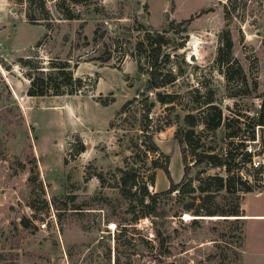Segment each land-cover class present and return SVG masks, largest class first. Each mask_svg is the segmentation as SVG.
I'll list each match as a JSON object with an SVG mask.
<instances>
[{
  "label": "rangeland",
  "instance_id": "obj_1",
  "mask_svg": "<svg viewBox=\"0 0 264 264\" xmlns=\"http://www.w3.org/2000/svg\"><path fill=\"white\" fill-rule=\"evenodd\" d=\"M45 5L50 18L29 22L25 0H0V264H115L116 223L127 225L132 238L118 264H160L142 238L153 236L150 220L140 219L132 229L118 189L119 168L130 166L139 168L153 192L169 187L168 168L174 182L185 183V198L173 193L169 202L183 205L195 197L205 214L170 217L171 254L164 264H264V129L256 128L255 140H247L251 160L238 175L233 172L232 192L214 190V180L200 182L201 166H190L184 176L175 137L184 114L200 113L209 100L222 117H240L248 134L249 117L264 97V0ZM148 32L166 39L164 71L176 80L156 91L171 95L172 102L157 101L152 91L147 100L140 95L147 51L136 43ZM60 64L81 81L73 93L27 94L31 76ZM133 96L137 100L122 112ZM150 100L155 103L149 117L160 127L153 141L168 158L137 147H144L139 120ZM211 134L202 132L207 142ZM215 136L226 142L223 127ZM192 160L188 153L187 165ZM216 174L225 171L210 168L200 177ZM247 184L249 191L243 190ZM233 208L239 219L228 215ZM193 218L202 220L192 224Z\"/></svg>",
  "mask_w": 264,
  "mask_h": 264
},
{
  "label": "trees",
  "instance_id": "obj_2",
  "mask_svg": "<svg viewBox=\"0 0 264 264\" xmlns=\"http://www.w3.org/2000/svg\"><path fill=\"white\" fill-rule=\"evenodd\" d=\"M25 1L28 5L26 16L29 22H37V20H47L50 18V14L46 9L45 0ZM37 13L39 15H37ZM188 20H183L180 23L187 22ZM182 31H185V28H182ZM165 42L166 39H164L162 35L156 34L154 36L148 32L145 38L138 40L136 43L137 48H145L147 51L145 66H140V69L146 74L145 88L140 92V95L144 96V99L147 100L149 99L148 92L152 91L157 96L156 100L162 103L172 102V97L169 94H162L156 90L160 87L172 84L176 80L175 74L171 70L164 71L170 56L169 53L162 52V46ZM181 46L182 45H178L177 48ZM229 46L228 43L226 47L229 48ZM220 51H222V49H219V59H221L222 56V52L220 53ZM80 84V79H74L72 73L66 71L65 66L60 64L51 72L43 73L41 70V73L31 76L27 94L33 96L59 95L64 92L70 94L73 93ZM49 88H54L52 93L48 91ZM63 88H67V90H63ZM137 96H133L122 105V112H125L129 103L137 100ZM154 103L155 100H150L149 105L144 109L145 111L140 113L138 129L140 132L139 136H141L140 142L144 147H141V145L137 147L139 151L144 154L157 153L164 158H168L169 155L161 151L158 145L153 141V133L160 130V127L153 122L152 117H149ZM201 110L200 113L188 112L184 114L182 117L183 124H179L175 131V137L181 144L182 159L185 162L184 176L188 174L190 166H201L196 174L200 182L204 180H214V190L225 189L228 192H232L236 186L233 172H237L236 174L238 175V172L244 168L243 166L251 160L250 152L245 150L247 140H255L256 128L264 129V97L262 98L256 115L249 117L250 120L247 126L249 131L247 135L245 134L246 128L241 126L240 117L235 115L222 117L221 110L213 104L212 101L209 100L205 102V106ZM231 121L236 123L232 125V127L230 125ZM200 125L203 127L202 131L197 129ZM219 127H223L226 130L227 139L223 144L219 143L217 139L213 140V137H216L215 131ZM203 131L212 133V139H210L209 142L203 137ZM188 153L193 157L191 165H187L186 162ZM152 166L156 167L158 163L153 160ZM210 168H223L225 176L216 174L208 175L205 178L200 177ZM164 170L169 181V187L165 190L150 191L142 172L137 166L119 168L120 177L118 187L120 195L128 202L126 211L131 215L132 229L140 219L147 218L150 220L153 236L152 238H147V236L144 235L142 238L152 249L155 261L160 264H164L165 258L171 254V232L168 228V225L171 223L170 217L180 216L183 212L186 214H189L187 212H191L193 215H205L201 212V207L194 205L195 197H190L191 200L185 202L183 205L169 202L173 193L178 194L177 199L181 200L185 198L183 197L185 183L184 181L174 182L168 168L165 167ZM149 180L151 184H154V173L149 175ZM244 184L246 183L244 182ZM200 186L201 185H199V187ZM195 189V187H191L189 191L194 192ZM243 190H251V185H245V189ZM228 215L236 216L235 219H239L237 217L242 216L239 214L237 208L228 210ZM201 220L202 218H193L191 223H200ZM115 229L116 231L113 235V240L116 243L115 264H118L120 261L121 249H129L132 238H128L131 231H129L127 225L116 223ZM136 246L139 248L138 243Z\"/></svg>",
  "mask_w": 264,
  "mask_h": 264
}]
</instances>
